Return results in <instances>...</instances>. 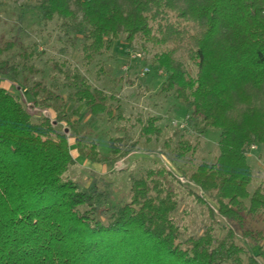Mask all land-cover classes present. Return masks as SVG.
Here are the masks:
<instances>
[{"label": "trees", "instance_id": "obj_1", "mask_svg": "<svg viewBox=\"0 0 264 264\" xmlns=\"http://www.w3.org/2000/svg\"><path fill=\"white\" fill-rule=\"evenodd\" d=\"M27 9L79 36L86 63L121 36L149 46L164 73L161 92L198 119V133L214 128L219 137L214 159L185 178L210 219L192 233L160 168L132 177L126 200L112 201L102 179L80 187L67 176L76 132L64 112L43 103L33 120L35 99L23 105L0 84V264H264V187L250 190L248 162L251 148L264 147V0H35ZM1 70L17 78L16 65ZM86 82L73 74L69 101L92 117L109 113L106 96ZM156 120L143 126L146 138L159 132ZM81 140L79 155L93 163L133 151H120L123 136L108 139L109 156ZM177 147L181 157L190 144Z\"/></svg>", "mask_w": 264, "mask_h": 264}, {"label": "rangeland", "instance_id": "obj_2", "mask_svg": "<svg viewBox=\"0 0 264 264\" xmlns=\"http://www.w3.org/2000/svg\"><path fill=\"white\" fill-rule=\"evenodd\" d=\"M34 3L35 0H0V84L23 105L35 99L36 106L31 109L33 120L42 117L43 103L50 102L60 107L58 113L64 112L76 132L69 134V141L77 163L70 167L67 176L80 187L94 178L102 179L108 183L112 201L126 200L132 177L149 168H160L168 184L177 191L176 217L187 224L190 232L198 233L210 219L206 206L193 195L196 188L185 178L200 161L214 159L219 131L209 128L198 133L201 126L198 119L189 116L174 95L161 92L164 73L151 61L152 48L143 49L139 40L129 45L121 36L108 53L86 63L79 36L64 35L56 22L42 21L33 10H26V5ZM5 64L17 66L16 79L8 81L2 76ZM144 67L149 71L141 76ZM73 74L82 77L91 88L102 91L109 113L92 117L82 104L69 101L74 89L67 84L72 83ZM55 95L57 99H53ZM49 111L52 116L56 114L52 109ZM149 117L157 119L159 132L146 138L142 128ZM65 122L64 118L58 128L67 126ZM76 136L82 139V144L97 142L103 156H109L111 137L123 136L120 151H133L124 157L113 156L109 161L93 163L79 155L74 144ZM180 140L187 141L190 149L177 157ZM248 162L254 176L250 190L259 184L264 187V147L251 148ZM167 170L177 178L166 173Z\"/></svg>", "mask_w": 264, "mask_h": 264}, {"label": "built area", "instance_id": "obj_3", "mask_svg": "<svg viewBox=\"0 0 264 264\" xmlns=\"http://www.w3.org/2000/svg\"><path fill=\"white\" fill-rule=\"evenodd\" d=\"M149 71V68L148 67H144L142 70H141V76L142 75H145L147 72Z\"/></svg>", "mask_w": 264, "mask_h": 264}]
</instances>
